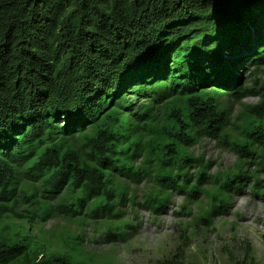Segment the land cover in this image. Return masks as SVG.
<instances>
[{"label":"trees","instance_id":"1","mask_svg":"<svg viewBox=\"0 0 264 264\" xmlns=\"http://www.w3.org/2000/svg\"><path fill=\"white\" fill-rule=\"evenodd\" d=\"M205 138L233 167L210 171L193 151ZM263 173L264 0H0V264H113L83 231L53 249L32 223L104 219L106 241L124 240L123 208L159 216L179 193L177 214L196 203L210 226L247 188L264 196Z\"/></svg>","mask_w":264,"mask_h":264},{"label":"rangeland","instance_id":"2","mask_svg":"<svg viewBox=\"0 0 264 264\" xmlns=\"http://www.w3.org/2000/svg\"><path fill=\"white\" fill-rule=\"evenodd\" d=\"M249 31L253 32L250 27ZM246 75L244 73L243 80ZM256 101V97H248L243 103L248 105ZM244 107L241 104L234 106L233 121L241 120L237 115L242 113ZM193 151L212 161V173L227 170L237 161L235 152L222 148L216 140L210 138L195 145ZM261 178L264 188V173ZM151 185L150 181L139 184L132 182L129 193L136 196L137 202L142 201ZM203 199L206 205V199ZM183 201V195L173 193L166 210L159 216L138 204L129 203L123 208L127 218L125 220L133 221L136 230L128 229L124 240L116 238L111 242L106 241L103 235L106 228L104 219L98 222L91 220L80 226L75 219L70 220L61 215L51 217L42 224L35 221L32 228L37 238L42 237L53 249L65 247L59 241L58 233L64 230L72 233L83 231L82 248L96 259L111 260L113 264H160L166 258L187 264L190 254H197L202 264H248V244L252 246L256 262L264 264V196L255 195L247 188L234 199L225 214L213 218L210 226L194 220L198 209L196 203L191 206V215L177 214ZM186 226L188 237L184 238Z\"/></svg>","mask_w":264,"mask_h":264}]
</instances>
